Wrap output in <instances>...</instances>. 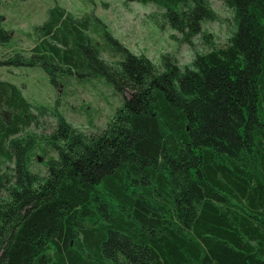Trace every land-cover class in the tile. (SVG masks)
<instances>
[{
	"label": "trees",
	"instance_id": "16d2710c",
	"mask_svg": "<svg viewBox=\"0 0 264 264\" xmlns=\"http://www.w3.org/2000/svg\"><path fill=\"white\" fill-rule=\"evenodd\" d=\"M227 1L241 30L218 47L202 28L209 0H137L192 51L184 66L156 65L57 5L28 54L0 59L40 67L54 88L103 79L123 98L86 134L0 79V264H264V0ZM4 21L0 9V48ZM47 117L50 134L29 129Z\"/></svg>",
	"mask_w": 264,
	"mask_h": 264
},
{
	"label": "rangeland",
	"instance_id": "374dc122",
	"mask_svg": "<svg viewBox=\"0 0 264 264\" xmlns=\"http://www.w3.org/2000/svg\"><path fill=\"white\" fill-rule=\"evenodd\" d=\"M209 2L215 19L203 23V30L213 35L218 47L232 46L241 30L240 16L227 0ZM55 5L75 18L98 19L123 47L146 56L156 65L162 55L172 56L179 66L187 65L192 59L189 47L173 38L179 35L167 26L161 28L150 16L159 10L137 0H0L5 18L3 27L12 35L10 44L0 48V59L16 53L28 54L33 46V29L46 20L48 9ZM93 24L91 20L90 25ZM89 32L100 45L103 58L108 62L116 61L118 57L109 52L99 35L92 29ZM196 50L204 49L196 42ZM0 79L19 86L33 105L58 107L69 124L86 134L105 129L123 102L122 96L103 79L88 82L71 79L64 86L54 88L40 67H0ZM54 126L55 120L47 117L39 120L38 128L29 129L47 135ZM32 170L43 173L42 163L35 162Z\"/></svg>",
	"mask_w": 264,
	"mask_h": 264
}]
</instances>
